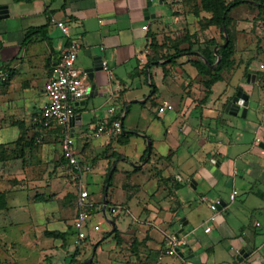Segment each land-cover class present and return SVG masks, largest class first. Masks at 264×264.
I'll return each mask as SVG.
<instances>
[{
  "label": "crops",
  "instance_id": "1",
  "mask_svg": "<svg viewBox=\"0 0 264 264\" xmlns=\"http://www.w3.org/2000/svg\"><path fill=\"white\" fill-rule=\"evenodd\" d=\"M173 2L0 0V68L10 71L0 82V191L6 200L0 228L19 221L28 226L21 235L29 250L16 256L17 264H69L79 248L72 226L78 188L62 160L61 126L34 122L47 100L44 85L70 39L80 44L75 66L86 74L89 87L70 124L77 158L87 167L82 181L89 203L86 238L76 259L264 264V80L257 73L240 74L238 86L248 94L242 115L241 106L236 113L226 109L236 93L229 90L231 82L214 93L215 82L201 103L204 87L191 57L181 55L165 65L160 60L143 70L152 36L161 43L180 22ZM52 15L67 32L50 21ZM164 102L170 107L159 113ZM110 106L120 114L123 131L131 133L126 143L95 132L99 119L113 116L107 113ZM135 106L151 115L144 129L131 120ZM134 138L140 149L128 160L125 147ZM97 175L111 176L98 199L87 188ZM112 185L119 196L109 193ZM232 190L237 193L231 200ZM215 199L221 205L210 220L209 204ZM171 234L179 243L174 254H165ZM31 251L38 254L35 261ZM46 256L50 261L42 262Z\"/></svg>",
  "mask_w": 264,
  "mask_h": 264
},
{
  "label": "built area",
  "instance_id": "2",
  "mask_svg": "<svg viewBox=\"0 0 264 264\" xmlns=\"http://www.w3.org/2000/svg\"><path fill=\"white\" fill-rule=\"evenodd\" d=\"M50 21L55 24L63 32H67V26L62 20L57 19L55 16H50ZM80 44L75 39H70L68 44L63 48L59 62L54 66L48 80L44 85V91L47 97L46 102L43 104L37 115L34 117V122L42 127H49L52 123L61 126V155L67 161L70 169V175L73 182L78 188L77 198V213L73 220V229L76 232L74 244L76 247L82 245L83 240L86 238L85 224L88 217V192L83 186L82 176L86 170V166L80 163L77 158L74 137L70 131V124L76 117V105L85 97L89 92V87L84 83L86 74L80 72L76 66V58ZM111 77L112 72L108 65L103 61L101 64ZM10 76V71L5 68H0V82L6 81ZM168 106L164 102L159 108L158 112L162 113ZM108 115L115 114V108L110 106L107 108ZM97 134L105 135L110 139L116 138L123 131L122 124L119 118L102 117L99 119L95 126ZM258 142L260 138L256 137ZM237 193L232 190L230 199L232 200ZM221 205V200L215 199L210 202L209 209L211 210L210 220L215 219V214ZM111 211L115 212L116 208L111 207ZM210 230L209 226L204 228L207 232ZM179 243L177 234H171L167 237V247L164 250L165 254H174ZM69 264H78V261H71Z\"/></svg>",
  "mask_w": 264,
  "mask_h": 264
},
{
  "label": "rangeland",
  "instance_id": "3",
  "mask_svg": "<svg viewBox=\"0 0 264 264\" xmlns=\"http://www.w3.org/2000/svg\"><path fill=\"white\" fill-rule=\"evenodd\" d=\"M197 0H174V5H178L175 7L174 14L181 15L180 22L178 20L176 24L175 30H169V34L166 31L163 32L164 38H171L175 36H181L185 30H187L190 34H194L196 36V42L193 45V48H196L199 44H202V40H206L209 38H214L218 42H222V38L220 35V31L215 26H208L207 28H201L198 20L199 17H196L193 12H191L192 2ZM201 17L209 16L207 12H200ZM232 18L236 21V28L233 31V37L235 41V62L236 68L231 73H227L226 80L218 81L214 86V93L221 91L226 82L230 83L229 90L231 93L237 91L238 89V81L240 79V74L244 73L245 68L248 69L251 73H257L260 75V78L264 80V11L259 13L258 10L252 6L241 5L231 12ZM189 17V19H188ZM198 28L197 30L192 29L189 26ZM164 40V39H163ZM167 44H171L170 41ZM165 48H163V52H165ZM167 52V51H166ZM245 74V73H244ZM230 75V79L228 80V76ZM226 81V82H225ZM145 110V115L142 112ZM131 120L134 123L138 124V127L144 129L145 125L148 123V118H151L149 115V110L142 109L139 106L132 107L131 111ZM126 129V128H125ZM152 129V128H151ZM101 141V140H100ZM140 146L138 144V140L134 138L130 144L125 147V151L129 156V159H133L136 156ZM98 153V152H97ZM124 166H127L125 164ZM117 178V177H116ZM11 181V179H9ZM106 176H94L93 180L87 184V188L93 195L98 199V197H104L103 186L105 185ZM12 183H16L12 181ZM104 183V184H103ZM16 185V184H15ZM112 189L109 190V193H114V195H120L119 188L112 185ZM105 191V190H104ZM48 192V191H47ZM92 199V198H91ZM124 216L120 214V218ZM126 221L129 220V216L124 217ZM11 221V220H9ZM19 221V220H18ZM16 222V221H15ZM106 226V223H104ZM28 226L22 222H16L12 227L5 226V228H0V258L3 264H17L16 256L22 255L26 253L28 249V242L25 235H21L22 230H26ZM27 234V233H26ZM5 243H3V242ZM65 246V245H64ZM80 249V247L78 248ZM37 250V249H35ZM81 254V252L77 253V256ZM37 252H30V260L35 261L37 259ZM50 257H44L42 262H46ZM78 262H81L82 259L77 258Z\"/></svg>",
  "mask_w": 264,
  "mask_h": 264
},
{
  "label": "trees",
  "instance_id": "4",
  "mask_svg": "<svg viewBox=\"0 0 264 264\" xmlns=\"http://www.w3.org/2000/svg\"><path fill=\"white\" fill-rule=\"evenodd\" d=\"M241 5L252 6L256 8L259 13L264 11V0H197L192 2V8L190 11L193 12L196 17H199L198 23L200 27H217L220 31L222 42H218L214 38H209L203 40L202 44H199L196 48H193V45L197 39L194 34H190L187 30H185L181 36L164 38L161 43H159L155 37L152 36L148 51L146 53L147 61L143 67V70L144 68H149L152 63H158L160 60H163V64L165 65L174 64L175 59L181 55L191 57L190 62L195 67L204 87V97L201 100V103H205L211 92L212 85L219 80H226L225 78L227 77V73H232L236 68L237 63L235 62L234 57L236 53L235 41L232 30L235 31V29L238 28H236V21L232 18L231 12L233 9ZM202 11L207 12L209 16L201 17L200 12ZM32 33L33 31L28 32L27 36L31 35ZM226 36L228 37V42L224 44ZM169 41L171 44H167ZM215 47H217L216 52L214 51ZM163 48H165L167 52H163ZM194 51L198 52L201 57L194 54ZM218 56H220V59L217 64L213 66ZM244 72L247 73L248 69L245 68ZM227 79H230V75ZM112 118L120 119V114H114ZM130 134V132L122 131V133L114 139H116L118 143L123 144L128 142ZM111 155L117 154L112 152ZM62 160L65 159L62 157ZM65 162L67 161L65 160ZM110 181L111 176H108L106 179V186L109 185ZM5 208V192L0 191V210ZM50 234L61 238L65 236L63 232L53 231ZM112 234L117 240H119L116 229ZM108 235L110 234H105V237ZM77 253L78 249L74 252L70 262L76 260ZM0 264H3L1 258ZM78 264H92V260L87 259L78 262Z\"/></svg>",
  "mask_w": 264,
  "mask_h": 264
},
{
  "label": "water",
  "instance_id": "5",
  "mask_svg": "<svg viewBox=\"0 0 264 264\" xmlns=\"http://www.w3.org/2000/svg\"><path fill=\"white\" fill-rule=\"evenodd\" d=\"M149 4H150V1H149ZM3 9L4 8L0 7V13L3 11ZM147 11H148V9L146 8L145 13H147ZM227 42H228V37L226 36L224 44ZM214 51L215 52L217 51V47L214 48ZM193 53L198 55L199 57H201V55L198 52L194 51ZM219 59H220V56L217 57V60L213 64V66L217 64ZM95 69H98L97 65H95ZM88 71H90V70H88ZM88 76L90 77V74ZM248 77H249V75L247 76V80H248ZM254 77L255 76L252 75V81L254 80ZM240 106L242 107V115H244L246 112L247 106H248V94H246L243 91L242 87H238L235 95L231 98V100L228 101V103L226 105V109L227 108H231V109L234 108L236 110L235 111V113H236ZM262 146L264 147V144Z\"/></svg>",
  "mask_w": 264,
  "mask_h": 264
}]
</instances>
